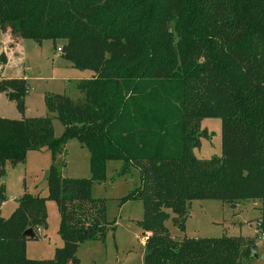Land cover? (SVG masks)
<instances>
[{"label": "trees", "instance_id": "obj_1", "mask_svg": "<svg viewBox=\"0 0 264 264\" xmlns=\"http://www.w3.org/2000/svg\"><path fill=\"white\" fill-rule=\"evenodd\" d=\"M0 29L11 47L62 41L74 68L94 72L77 85L83 99L47 96L61 137L50 117L25 116L27 80L0 78V93L22 115L0 116V264H80V245L111 226L106 201L92 196L110 161L123 163L118 177L140 174L123 201L144 205V264H256L257 238H191L185 223L193 201H260L264 236V0H0ZM7 63L1 52L0 71ZM210 117L222 121V157L200 160L193 150ZM71 138L89 150L92 178H65L53 164L48 198L24 194L3 218L7 166L43 149L55 161ZM47 199L58 204L64 246L35 261L24 233L37 240L47 230ZM171 213L183 236L170 234Z\"/></svg>", "mask_w": 264, "mask_h": 264}, {"label": "rangeland", "instance_id": "obj_2", "mask_svg": "<svg viewBox=\"0 0 264 264\" xmlns=\"http://www.w3.org/2000/svg\"><path fill=\"white\" fill-rule=\"evenodd\" d=\"M8 39L10 40V36L0 29V51L9 49L4 46L7 45ZM62 46V41L55 44L46 40L39 44L34 40H24L19 46L17 56L13 53L9 64L7 55L8 63L0 71L1 75L3 69H7L8 74L4 71L3 73L9 78L11 75H22L18 79H25L24 76L28 75L29 91L25 96L27 115L30 118L50 117L56 137H61L65 128L58 119V113L49 110L47 96L66 94L74 101L81 100L84 95L79 92L77 85L80 81L94 76L92 71L74 68L73 64L63 57L62 51L58 50ZM0 115L8 119H21L16 103L5 94L0 96ZM201 129L206 131L207 135L201 138V146L193 150L195 157L200 160L221 158V119L206 118L201 123ZM53 164L59 167L65 178H92L91 154L76 138L68 140L65 151L59 153L55 161L47 149L30 151L24 163L15 167L9 165L6 168L4 182L8 200L2 208L5 219L11 217L18 206V200L24 194L48 198V178ZM122 167L121 161L108 162L106 180L96 182L92 186V196L106 201V217L111 226L104 239L89 240L80 245L77 253L80 264H144L146 237L139 222L144 220L145 208L138 200L123 201L140 184V174L137 169H133L126 177H118ZM242 204L244 206L241 209L216 199L193 201L185 223V234L191 238H257L259 260L256 264H264V236L259 235L257 231L261 202L246 200ZM46 205L48 228L39 232L37 240L30 239L26 246L27 257L35 261L53 260L56 250L64 246L59 234L58 204L47 199ZM173 217L174 214L171 213V219L166 222L170 234L173 237L183 236L184 232H180L175 226Z\"/></svg>", "mask_w": 264, "mask_h": 264}, {"label": "crops", "instance_id": "obj_3", "mask_svg": "<svg viewBox=\"0 0 264 264\" xmlns=\"http://www.w3.org/2000/svg\"><path fill=\"white\" fill-rule=\"evenodd\" d=\"M4 32V34L5 35H9L10 36V40L8 41V43H7V45H4L5 47H7V48H9L8 50L7 49H5V50H1L0 51V53L1 52H5L7 55H8V57H9V64L11 63V55H13V53L16 55V54H18V51H19V46L20 45H22V42L24 41V40H20L19 42H17V43H15L14 44V46L13 47H11V44L13 43V39H12V36H11V33L9 32V31H3ZM3 46V47H4ZM14 55V56H15ZM17 56V55H16ZM9 65H7V67H8ZM6 67V68H7ZM6 70L7 69H3V71H4V73H7L6 72ZM3 71L1 72V77H3V78H8V79H12V78H20L22 75H18V76H13V75H11L12 77H6L5 75H4V73H3ZM8 74V73H7ZM90 77H92V76H90ZM89 77V78H90ZM24 78L25 79H27V81H28V83L30 82V79H29V77H28V75H25L24 76ZM1 95H4V94H2V93H0V96ZM27 106V105H26ZM17 108V107H16ZM18 111V110H17ZM19 112V111H18ZM1 117H3V118H8V117H5V116H2V115H0ZM25 116L27 117V118H30L28 115H27V110H26V113H25ZM21 118H22V115H21ZM56 135V134H55ZM243 203V202H242ZM242 203H240V204H237V205H235V208H237V207H243L244 205L242 204ZM6 205V202L3 204V206H5ZM3 206H2V208H3ZM242 209V208H241ZM242 211V210H241ZM240 211V212H241ZM2 216H3V209H2ZM3 218H4V216H3ZM261 218V217H260ZM43 231V230H42Z\"/></svg>", "mask_w": 264, "mask_h": 264}, {"label": "water", "instance_id": "obj_4", "mask_svg": "<svg viewBox=\"0 0 264 264\" xmlns=\"http://www.w3.org/2000/svg\"><path fill=\"white\" fill-rule=\"evenodd\" d=\"M24 236L25 237H28L30 239H34L35 238V233L32 229H29L27 230L25 233H24Z\"/></svg>", "mask_w": 264, "mask_h": 264}, {"label": "built area", "instance_id": "obj_5", "mask_svg": "<svg viewBox=\"0 0 264 264\" xmlns=\"http://www.w3.org/2000/svg\"><path fill=\"white\" fill-rule=\"evenodd\" d=\"M59 51H62L61 48L58 49Z\"/></svg>", "mask_w": 264, "mask_h": 264}]
</instances>
